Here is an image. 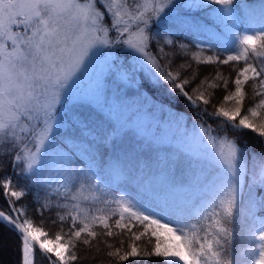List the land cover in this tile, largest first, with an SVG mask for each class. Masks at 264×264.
<instances>
[{
  "label": "trees",
  "instance_id": "trees-1",
  "mask_svg": "<svg viewBox=\"0 0 264 264\" xmlns=\"http://www.w3.org/2000/svg\"><path fill=\"white\" fill-rule=\"evenodd\" d=\"M250 1L244 4L253 6ZM252 13L249 18L237 10L227 24L189 9L156 16L146 27V49L173 85L167 105L233 141L244 159L242 184L231 195L219 188L230 196L212 209L196 201L189 184L172 189L175 175L154 184L144 168L156 153L130 131L115 138L107 116L86 100L67 104L44 159L31 171L15 157L22 148L18 140L0 132V203L10 198L9 212L19 208L44 237L65 245L57 257L35 247L33 264H183L159 258L152 231L160 222L147 206L167 210L189 233L198 251L195 264H252L254 215L264 213V184L256 179L264 160V9ZM204 180L210 183L205 191L218 197L214 179L205 174ZM124 187L132 199L123 195ZM4 238L12 262L0 247V264H20L19 234L1 221Z\"/></svg>",
  "mask_w": 264,
  "mask_h": 264
},
{
  "label": "rangeland",
  "instance_id": "rangeland-1",
  "mask_svg": "<svg viewBox=\"0 0 264 264\" xmlns=\"http://www.w3.org/2000/svg\"><path fill=\"white\" fill-rule=\"evenodd\" d=\"M97 1L0 0V132L18 140L22 148L15 157L22 159L27 171L36 169L52 134L61 125L67 104L86 100L107 116L115 138L123 130L130 131L136 141L156 153L144 168L154 184L175 175L171 188L177 183L183 187L184 182L189 184L185 186L196 201L207 208L228 200L243 181L240 149L230 139L214 136L199 122L167 105L164 98L169 97L173 85L165 81L159 64L146 49V27L151 19L158 21L156 16L177 15L189 9L228 24L237 10L253 17L255 8L264 9V0H251L253 6L245 5L247 0L234 5V0ZM121 59L125 64L117 65ZM165 161L168 165L155 172L156 165ZM256 169V179L264 184V160ZM205 174L216 182L214 190L223 187L230 195L223 190L225 194L218 190V197L206 192L210 183L202 181ZM182 176H186L183 182ZM141 184L148 186L145 181ZM122 193L129 199L134 197L126 187ZM0 199L4 201L2 196ZM6 199L9 203H0V211L21 223L40 242L32 247L31 264L35 247L61 256L65 245L57 238L44 237L42 229L21 217L19 208L9 212L12 200ZM147 209L160 222L152 231L159 258L165 263L195 264L198 251L189 233L167 210ZM254 216L252 264H264V213ZM1 221L18 234L12 223ZM8 239H0L1 254L12 262ZM19 239L21 256L20 234ZM54 262L60 264L58 259ZM20 264H24L22 256Z\"/></svg>",
  "mask_w": 264,
  "mask_h": 264
},
{
  "label": "water",
  "instance_id": "water-1",
  "mask_svg": "<svg viewBox=\"0 0 264 264\" xmlns=\"http://www.w3.org/2000/svg\"><path fill=\"white\" fill-rule=\"evenodd\" d=\"M1 218L4 219V220H7V222H9V223H12L13 224V227H15L14 229L18 232V234H20V237L22 238V245H23L22 252H21V256H22V263H24L23 261L25 259V256L24 255H25V249H26L25 248L26 247L25 244H26V241L28 239V234H26V232L24 231L23 226H22L21 223L11 220L8 217V215L6 213H4L3 211H0V219ZM24 236L26 238V241H25ZM31 250H32V248H31ZM31 262H32V259H31Z\"/></svg>",
  "mask_w": 264,
  "mask_h": 264
},
{
  "label": "bare ground",
  "instance_id": "bare-ground-1",
  "mask_svg": "<svg viewBox=\"0 0 264 264\" xmlns=\"http://www.w3.org/2000/svg\"><path fill=\"white\" fill-rule=\"evenodd\" d=\"M23 229L24 231L26 232V234H28V239L26 241V238H25V241H26V249H25V261H24V264H31V259H32V250L31 248L36 246V245H40V242L35 238V236L32 235V233H30V231L23 226ZM34 251V250H33ZM51 254V253H50ZM6 263V262H5Z\"/></svg>",
  "mask_w": 264,
  "mask_h": 264
}]
</instances>
